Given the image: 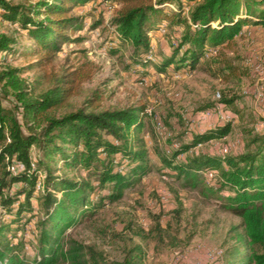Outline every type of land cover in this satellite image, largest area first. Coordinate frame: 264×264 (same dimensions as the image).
<instances>
[{"label":"trees","instance_id":"1","mask_svg":"<svg viewBox=\"0 0 264 264\" xmlns=\"http://www.w3.org/2000/svg\"><path fill=\"white\" fill-rule=\"evenodd\" d=\"M89 1L0 0V20L16 24L32 41L24 55L36 60L27 69L40 70L38 78L48 82L38 93L28 87L19 77L22 69L5 62L16 51L17 38L0 32V91L15 99L11 106L0 101V264H58L60 258L97 264L102 258L92 247L71 243L66 248L67 229L96 212L103 200L121 199L125 189L152 169L147 142L141 135L149 115L145 105L98 110L95 101L99 96L94 94L85 100L87 105H76L71 99L86 76L78 69L45 70L64 43L82 40L72 34L84 28V17L71 10ZM102 1L105 9L119 4L109 20L114 37L108 51L116 54L130 43L129 64L150 62L144 60L145 55L151 49V33L161 21L167 20L179 31L171 51L153 64L158 72L169 66L192 71L203 61L212 73H230L232 67L222 64L216 55L204 60L208 52L229 45L245 25H264V0ZM221 101L229 106L234 98L224 95ZM178 121L182 122L181 115ZM231 131L232 123L227 121L191 131L169 154L157 147L154 150L167 172L185 185L204 184V170L217 174V180L204 189L209 194L229 189L228 195L218 197L223 199L222 207L239 217L243 226L242 233L237 226L231 228L237 243L228 264H264V129L245 130L244 148L235 153L201 150L188 154ZM181 154L185 156L179 158ZM59 162L67 169L81 168L84 175L57 174ZM17 164L23 168L12 171L10 166ZM106 186L108 192L96 203L95 192ZM34 199L41 215L26 240V224L36 215ZM27 244L32 257L25 256ZM133 258L126 257L124 264H134Z\"/></svg>","mask_w":264,"mask_h":264},{"label":"rangeland","instance_id":"2","mask_svg":"<svg viewBox=\"0 0 264 264\" xmlns=\"http://www.w3.org/2000/svg\"><path fill=\"white\" fill-rule=\"evenodd\" d=\"M105 7L102 0H91L71 10L84 17V28L72 34L73 38L80 36L82 40L64 43L45 70L58 73L63 69H78L86 76L78 94L71 99L76 105H87L85 100L93 94L99 96L95 101L98 110L145 105L149 115L141 135L147 142L152 169L125 189L121 199L103 200L96 212L68 228L65 246L76 243L92 247L102 258L97 264H124L128 256L134 257V264H228L232 247L237 243L231 228L237 226V231L243 232L241 219L225 210L223 199L218 197L228 195L230 190L209 194L204 186L214 183L218 176L213 172L210 178L204 174L205 170L201 172L204 184L185 185L182 179L167 172L154 148L169 154L179 146L180 140L190 137L191 131L227 122L218 118L214 111L216 104L230 117L232 131L221 139L196 146L188 154L201 150L221 153L224 148V153H235L244 148L245 130L264 129V125L259 126L264 122V25H245L229 45L208 52L204 60L216 55L222 64L232 67L230 73H212L203 61L192 71L169 66L166 71L158 72L153 64L171 51L179 31L167 20L161 21L160 27L151 33V51L145 55L144 60L150 62L129 64L130 43H125L116 54L108 51L110 38L114 37L109 20L119 4ZM98 20L100 23L92 27ZM0 32L13 33L17 38L16 51L5 62L22 69L19 77L35 93L40 92L48 82L44 77L38 78L40 70L27 69L36 58L24 55L32 43L26 31L0 20ZM224 95L234 98L232 105L221 101ZM0 101L11 106L15 99L12 94L4 96L0 91ZM207 104L212 105L207 107ZM208 110L211 112L205 115ZM179 115L182 122L178 121ZM184 130L182 138L178 137ZM184 156L181 154L179 158ZM60 165L59 162L57 174L84 175L81 168L67 169ZM108 190L109 186L98 188L94 201L99 202ZM33 202L36 215L26 224V240L33 230L32 224L41 215L36 200ZM27 246L25 256L32 257ZM58 264L83 263L60 258Z\"/></svg>","mask_w":264,"mask_h":264},{"label":"built area","instance_id":"3","mask_svg":"<svg viewBox=\"0 0 264 264\" xmlns=\"http://www.w3.org/2000/svg\"><path fill=\"white\" fill-rule=\"evenodd\" d=\"M171 6H172V5H171ZM172 7H173V6H172ZM150 51H151V49H150ZM148 57H149V56H148ZM148 59H149V58H148ZM216 95H217V97H220V94H219V93H217ZM214 111H216V113H217L219 119L224 120V121H229V120H230V119H229L230 117L227 116L225 113H223L221 107L218 106L217 104L214 106ZM209 112H211V111H210V110L206 111V112H205V115H208ZM262 125H264V122H262V124H260L259 126L262 127ZM256 131H257V130H256ZM223 152H226V148L223 149ZM22 168H23V165H22V164H17V165H11V166H10V169H11L12 171H15V170H17V169L19 170V169H22ZM204 174H206V175H207L208 177H210V178L214 175L213 171H211V170H205ZM217 253L219 254L220 251H217Z\"/></svg>","mask_w":264,"mask_h":264},{"label":"crops","instance_id":"4","mask_svg":"<svg viewBox=\"0 0 264 264\" xmlns=\"http://www.w3.org/2000/svg\"><path fill=\"white\" fill-rule=\"evenodd\" d=\"M247 27V26H246Z\"/></svg>","mask_w":264,"mask_h":264}]
</instances>
